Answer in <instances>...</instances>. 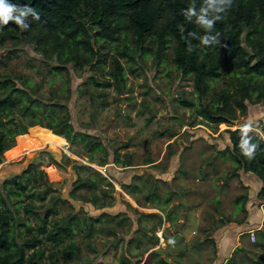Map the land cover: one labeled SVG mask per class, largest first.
I'll return each instance as SVG.
<instances>
[{
    "label": "rangeland",
    "instance_id": "rangeland-1",
    "mask_svg": "<svg viewBox=\"0 0 264 264\" xmlns=\"http://www.w3.org/2000/svg\"><path fill=\"white\" fill-rule=\"evenodd\" d=\"M175 45V42L170 43L159 59L156 40L148 42L150 51L144 55L132 44L128 52L134 57L133 63L127 61L128 56L121 58L118 55L125 75L124 80L118 81L110 73L111 63H100V67L93 70L88 65L77 67L67 63L64 66L68 72L49 73V67L40 64L45 58L43 53L36 52L29 44L18 45L14 58L5 59L4 56L7 65L0 66V74L12 78L18 87H25L42 102H65L75 132L93 135L95 142L100 143L99 149L91 151L79 140L67 141L53 129L34 125L16 135L14 141L9 142L11 146L3 151L0 163L3 197L7 198L2 187L4 181L27 169L31 173L42 171L52 190L43 203L33 199L35 205L40 206L56 197L59 201L55 219L68 218L70 214L81 221L101 216L102 221L96 224L97 230L92 235H86L79 230L81 226L74 225L77 231L57 247L43 242L37 252H42L44 258L53 251L57 264H121L123 260L130 264H159L155 255H148L152 250L158 251L160 257L169 258V264H181L180 260L183 264H209L213 258L214 248L208 240L203 246L198 240L207 236L205 226L219 225L231 215L227 211L235 210V207L240 210L241 199L235 200L246 192L241 184L242 189L239 187L237 191L230 190L225 194L208 185V180L213 185L214 180L225 182L238 177L231 174L230 160L221 156V161V157L212 156L219 143L212 146L210 143L215 140L224 143L228 137L231 145L227 130L236 129L245 122L252 123L251 133L264 142V104L246 101L245 112L236 108L232 122H208L197 114L199 102L204 105L214 103L216 94L223 86H228L223 80L212 81L206 94L199 98L193 76H182L171 61ZM13 48L15 45L7 44L0 53ZM46 60L51 65H59L55 56ZM92 79L98 80L100 86ZM25 81L29 86H25ZM182 101L193 105L188 106ZM10 120L13 128L21 122V117L17 115ZM25 134L29 139L22 147L19 137ZM230 155L226 153L225 157ZM169 168L173 173L168 176ZM94 170L111 184H105ZM81 182L91 185L89 188L76 187ZM34 191L39 192L40 187ZM152 192V198L160 200V204L170 198L164 209L157 208L158 203L145 200L144 196ZM237 192L239 195L236 196ZM191 194L197 197L190 200ZM217 197L220 201H216ZM183 202L188 205L183 206ZM9 204L14 208L11 201ZM170 212L173 220L167 218ZM195 212L198 216H193ZM19 215L21 220L16 223L25 217L31 226L36 223L34 217L24 215L22 211ZM179 215L182 216L180 222L177 221ZM195 218L199 226L193 232L191 225ZM27 236L25 232L18 237ZM22 241L19 239V244ZM69 246H74L75 254L65 261L61 251ZM30 253L26 250L25 255ZM256 257L260 260L257 264H264L263 229L255 234V242L249 245L248 253L244 255L238 250L232 262L256 264L252 260ZM46 263L51 264L50 261Z\"/></svg>",
    "mask_w": 264,
    "mask_h": 264
},
{
    "label": "trees",
    "instance_id": "trees-1",
    "mask_svg": "<svg viewBox=\"0 0 264 264\" xmlns=\"http://www.w3.org/2000/svg\"><path fill=\"white\" fill-rule=\"evenodd\" d=\"M17 6H29L39 13L40 19L28 17L29 28L21 31L14 22L0 28V50L7 44L15 45L3 54L0 53V66H6V58H14L18 45L29 44L45 58L41 66H48L49 73H66L67 63L77 67L88 65L93 70L100 63L112 64L110 71L115 80H124V68L118 59L128 56L127 61L133 63L134 57L129 55L131 45H135L141 54L148 53L149 41L156 40L159 44L157 55L160 59L163 51L175 42L171 61L181 71L182 76L191 75L194 89L199 98L204 96L212 81L223 80L228 88H223L216 94L214 103L199 102L197 114L210 123H229L235 119L236 108L242 113L246 110V101L264 104V0H233L232 7L223 14V19L215 23L212 35L218 34V42L211 45H201L198 39L188 36L194 32L198 36L205 35L204 29L194 22H189L183 15L193 0H9ZM197 9L202 0H195ZM246 29L244 39L243 32ZM186 39L191 41L192 51H188ZM6 55L5 59L4 56ZM55 56L59 65L54 66L46 59ZM133 57V58H132ZM92 78V77H91ZM29 82L30 80L27 79ZM93 80L100 86L98 80ZM25 86H29L27 81ZM182 103L192 106L191 102ZM20 115L21 122L11 127V117ZM10 118L8 119V117ZM6 118V121H4ZM10 120V121H9ZM46 121V122H44ZM40 125L53 129L67 141L79 140L90 150L99 149L100 143L95 142L93 135L85 132H75L69 118L67 105L62 100L42 102L33 97L25 87H18L16 82L5 74H0V163L3 151L11 145L16 135L25 133L28 126ZM231 145L226 146L221 154L228 158L233 166L231 174L238 175L241 169L257 175L262 185L259 199L264 202V142L259 141L253 133H249L252 142L258 145L254 159L249 161L240 151V132L227 130ZM27 134L20 136L22 147L26 144ZM23 140V141H22ZM8 141V142H7ZM230 153V157H225ZM102 181L108 184L106 178L98 171ZM43 172H32L27 169L21 175H16L3 182L6 197L0 193V264H57L54 252L44 258L37 249L43 242H50L54 247L63 243L77 230L74 225L81 226L86 235H92L97 230L96 224L101 223V216L87 217L80 220L70 214L68 218L55 219L59 198L52 197L45 204L37 206L33 199L43 203L52 188L43 178ZM22 177H26L25 180ZM90 187L91 184L81 182L76 185ZM40 187L39 192L34 189ZM128 191L129 186H126ZM153 192L144 196L147 202L158 203L159 209L168 205L170 198L160 204V200L152 198ZM14 198V200H12ZM27 199H30L27 201ZM246 200L244 195L236 197L235 202ZM13 204L11 208L9 202ZM243 209V205L241 204ZM34 217L36 223L30 225L28 217L22 222L19 212ZM153 217L154 214H143ZM52 216V217H51ZM110 219L113 216H108ZM167 218L173 220L172 213ZM19 229L16 230V226ZM264 227V216H263ZM264 231V229H263ZM29 236L18 237L21 233ZM18 235V236H17ZM23 240L20 244L19 239ZM74 246L61 251L63 260L72 259ZM77 250V248H75ZM26 250L31 251L25 255ZM156 257L159 264H169L160 257L158 251L148 254ZM47 260V261H46ZM46 261V262H44ZM256 260L255 263H259ZM121 264H130L123 260ZM136 264H139L137 262Z\"/></svg>",
    "mask_w": 264,
    "mask_h": 264
},
{
    "label": "crops",
    "instance_id": "crops-1",
    "mask_svg": "<svg viewBox=\"0 0 264 264\" xmlns=\"http://www.w3.org/2000/svg\"><path fill=\"white\" fill-rule=\"evenodd\" d=\"M228 141L229 140L227 137L224 143L218 140H215V142L210 143L211 146L214 145L215 143H219L216 146L217 151L215 150L212 156L221 157L220 153L218 152L219 150H222L229 145ZM224 159H226V161H229L228 158H224ZM221 161H223L222 157H221ZM211 165H213V163ZM169 169H167L166 171V174L168 176L171 175V173H173L170 172L172 168ZM180 175L183 176L184 174H180ZM244 175H248V176L245 177ZM208 183H209L208 185L215 187V189L217 188L216 189L217 191L221 190L219 191L221 192V194H225L230 190L235 192L239 189V187L240 189H242L241 186H239L240 184L244 187V190L246 192L243 194L246 197L245 202L243 203V201L241 200L243 209L240 208V210L239 209L236 210L235 207V210L232 209L230 212L227 211V213L231 215L229 216L228 219L226 218L223 221H221L219 225L212 226L211 228L205 226L207 236L200 238L198 240V244H200V246H203L204 243L208 240L207 243H210V247L214 248V256L211 260H209L208 262L209 264H234L232 262L234 254L238 250H241V252L244 253V255H246V253H248L249 245L254 244L255 242V241H251L249 231L251 230L253 231L254 234H257L258 231L264 229L263 227L264 202L260 200L258 196L259 190L262 185V181L254 173L252 172L244 173L243 170L242 171L240 170L238 171V177L236 178L227 179V181L225 182H222V180L220 181L214 180L213 185L208 180ZM218 187H226L227 189L225 188L218 189ZM237 195H239L238 192L236 196ZM196 197L197 196L195 194H191L189 198L190 200H194ZM218 197L216 201H220ZM185 205H188V203L186 204L183 202V206ZM220 208L221 206L218 207L219 211H221ZM239 214H241V216H238ZM193 216H198V213L195 212ZM212 216L213 214L210 215V219H212ZM181 218L182 216L179 215L177 221L180 222ZM192 220H193L192 222L193 224L191 226L193 232H196L199 223L197 221V218ZM182 221L183 220H181V222ZM164 259L167 260L166 261L167 263L170 260L169 258H165V257ZM252 260L255 263V261L259 259L256 257L253 258ZM180 263L183 264L182 260H180Z\"/></svg>",
    "mask_w": 264,
    "mask_h": 264
},
{
    "label": "clouds",
    "instance_id": "clouds-1",
    "mask_svg": "<svg viewBox=\"0 0 264 264\" xmlns=\"http://www.w3.org/2000/svg\"><path fill=\"white\" fill-rule=\"evenodd\" d=\"M233 4V0H202L201 6L197 9L195 0L183 10L185 19L194 22L200 28L204 29L205 35L198 36L194 32H189L188 36L198 39L201 45H211L218 42V34L212 35L215 23L223 19L225 14ZM39 20V13L32 7L27 5L17 6L9 2V0H0V28L7 26L10 22H14L21 31L29 28L28 17ZM188 51L191 52V41L186 39ZM235 130V129H234ZM240 132L239 148L241 154L249 161L255 158L258 145L252 142L249 133L253 130L251 122H245L238 126Z\"/></svg>",
    "mask_w": 264,
    "mask_h": 264
},
{
    "label": "built area",
    "instance_id": "built-area-1",
    "mask_svg": "<svg viewBox=\"0 0 264 264\" xmlns=\"http://www.w3.org/2000/svg\"><path fill=\"white\" fill-rule=\"evenodd\" d=\"M255 131H258V129H255ZM249 234H250L251 241H255V234L253 233V231L250 230Z\"/></svg>",
    "mask_w": 264,
    "mask_h": 264
},
{
    "label": "water",
    "instance_id": "water-1",
    "mask_svg": "<svg viewBox=\"0 0 264 264\" xmlns=\"http://www.w3.org/2000/svg\"><path fill=\"white\" fill-rule=\"evenodd\" d=\"M10 118V116L8 117V119ZM165 261H167L166 259H165ZM142 264H144V262L142 263Z\"/></svg>",
    "mask_w": 264,
    "mask_h": 264
}]
</instances>
